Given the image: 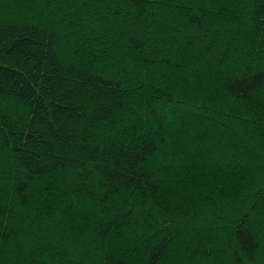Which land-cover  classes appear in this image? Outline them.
Here are the masks:
<instances>
[{"label":"trees","instance_id":"trees-1","mask_svg":"<svg viewBox=\"0 0 264 264\" xmlns=\"http://www.w3.org/2000/svg\"><path fill=\"white\" fill-rule=\"evenodd\" d=\"M0 264H264V0H0Z\"/></svg>","mask_w":264,"mask_h":264}]
</instances>
